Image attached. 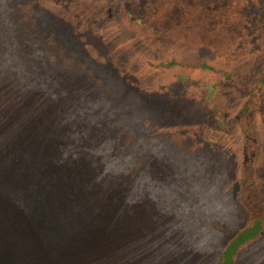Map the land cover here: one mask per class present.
<instances>
[{
  "label": "rangeland",
  "instance_id": "1",
  "mask_svg": "<svg viewBox=\"0 0 264 264\" xmlns=\"http://www.w3.org/2000/svg\"><path fill=\"white\" fill-rule=\"evenodd\" d=\"M137 4L0 0V264H264V0Z\"/></svg>",
  "mask_w": 264,
  "mask_h": 264
},
{
  "label": "trees",
  "instance_id": "2",
  "mask_svg": "<svg viewBox=\"0 0 264 264\" xmlns=\"http://www.w3.org/2000/svg\"><path fill=\"white\" fill-rule=\"evenodd\" d=\"M141 1H143V0H139V4H137V5H141L140 4V2ZM133 8H135V6H132ZM48 11V10H47ZM54 18H52V20H51V18L48 20V23H50V24H54V25H56L55 26V34H53L54 35V37H55V35H58V33L61 31V29L62 30H66V31H69L68 33H67V39L70 41L69 43H70V45H72V43L74 44V46H77L78 47V45H79V43H78V41H80V42H82V43H84L85 44V46H83L81 43H80V48H82V50L84 51L85 50V52H86V47H87V45L88 44H90V42H88L87 40H85V39H80V40H75V38L72 36V35H74V32H75V28H76V26H75V24L71 21V20H68V19H66V18H60L59 19V17L57 18V17H55V16H53ZM63 20V21H62ZM63 23V24H62ZM64 25H66V26H64ZM70 27H69V26ZM67 28H70V30L69 29H67ZM59 37H60V35H59ZM55 39L56 40H58L56 37H55ZM86 54H87V52H86ZM91 54V55H90ZM99 55V54H98ZM264 55V54H263ZM87 57H86V59H85V62H86V64H87V71L89 72V71H91V69L95 72V70H96V68H95V64L96 63H102L103 65L106 63V61L104 60V59H102L101 58V60L100 61H98L96 58H94V57H97L96 55H93V53H88L87 55H86ZM100 56V55H99ZM169 59H171V58H168L167 60H169ZM167 60H163V61H158V63H156V66L158 67V68H160L159 67V64H161V63H163V62H166ZM171 63H169V64H167V65H169L168 67H171L172 65H174L175 63L177 64V66H179L180 64L182 65L183 64V62L181 63V62H178L177 60H173V59H171ZM199 62V61H198ZM200 62H204V63H206L207 64V62H205V60H200ZM198 63L197 65H199V66H201V67H204L203 65H201V63ZM257 64V63H256ZM263 63H261V64H259L258 63V66L259 65H262ZM150 65H152L153 66V63H150ZM195 65V64H194ZM187 66H189V67H191L190 65H188L187 64ZM168 67H166V68H168ZM255 67V66H254ZM204 68H206V67H204ZM161 69H164V68H161ZM123 75H125V73L123 72L122 73ZM127 75H130V74H127ZM103 82V81H102ZM97 84L98 85H100V80H99V82H97ZM249 192H250V190H248ZM251 193V192H250ZM253 196V195H252ZM252 200H255V198H252ZM258 216L256 215L255 216V218H254V220H257V221H259L260 222V224H261V227L264 229V224H263V221H262V217L260 216L259 218H257Z\"/></svg>",
  "mask_w": 264,
  "mask_h": 264
}]
</instances>
